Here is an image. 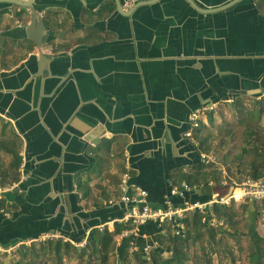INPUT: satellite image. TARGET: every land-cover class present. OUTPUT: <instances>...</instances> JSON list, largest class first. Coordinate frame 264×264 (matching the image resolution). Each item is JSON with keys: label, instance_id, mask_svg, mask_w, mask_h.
I'll list each match as a JSON object with an SVG mask.
<instances>
[{"label": "crops", "instance_id": "1", "mask_svg": "<svg viewBox=\"0 0 264 264\" xmlns=\"http://www.w3.org/2000/svg\"><path fill=\"white\" fill-rule=\"evenodd\" d=\"M118 1L35 0L42 51L31 11L0 3V119L22 145L16 198L1 200L0 250L52 236L81 247L115 223L130 225L120 260L162 250L168 224L127 221L123 173L154 210L205 204L204 186L185 191L179 178L201 162L189 117L264 89V0Z\"/></svg>", "mask_w": 264, "mask_h": 264}, {"label": "trees", "instance_id": "2", "mask_svg": "<svg viewBox=\"0 0 264 264\" xmlns=\"http://www.w3.org/2000/svg\"><path fill=\"white\" fill-rule=\"evenodd\" d=\"M256 97L260 98L262 96ZM214 112L215 111L207 113V118L211 122H213L212 116H214ZM259 114V118L261 119L262 116H264V104L261 106ZM255 116L256 114L254 111L250 112L249 115L241 121V124L248 123V121L251 119L254 120ZM248 128L251 129L250 126ZM199 132L200 129L198 130V134ZM251 139L253 140L248 141L247 145L242 150L243 153L239 154L238 158L241 161H244V159L247 160L248 164L245 165V167L249 171L250 176L257 179L262 177L264 170V137L257 136L256 138L252 137ZM113 144L114 140H103L101 146L108 151L112 148ZM197 144L199 151H202L201 149H203L202 147L205 146L206 140ZM0 149L14 158V162L11 164L12 169L10 170V174L8 175V179L10 180V182L15 180L14 183H18L19 181L17 180V170L21 168L22 164V157L19 147L16 145V143H12L11 145H9L6 142H2L0 144ZM122 152L123 151L121 149H119V151H116V157L118 158L122 156ZM218 172L219 171L212 169L211 166L199 162V164H197L193 168L191 173L181 174L179 178L186 181L188 186L191 188H198L210 183H215L219 187L221 186L219 179V175L221 173ZM240 172L242 171H239V173ZM125 173L126 172H124L123 174ZM84 187L85 185H83L82 188ZM121 193V188L119 186L116 194H119V196H121ZM90 194H92L91 191H88L86 193L87 196ZM205 197L208 199L207 202L212 199V197L207 195ZM259 202L262 203L261 206H264V200ZM3 206L4 203L0 202V209ZM259 214L260 211L258 209H256V211L251 214L252 217H250L251 223L249 225L248 232L243 233L240 230L241 221L240 219H238L239 213L230 205H214L212 209H208L207 213H201L199 211L187 213L185 219L183 220L186 226V232L184 236H175L173 234L165 236L164 234H161L159 237V241L161 242V245L163 243L165 244V246H163L165 248L159 251H153V253L149 255L148 259L145 258L146 255L144 253H136L135 259L138 264H147L149 261L152 264H212L211 257L218 254V251L215 250L214 247L221 245L226 236L232 239H241L246 236L249 239V247L246 250L248 252L246 258L247 263L264 264V237L259 234L257 229ZM213 216H215V219H217V221H222L224 224H227L228 227L223 228L220 226H213L211 223H209L211 217ZM129 230V223H115L113 229L105 227L103 230H94L90 233L87 239L86 246L82 249H80L79 247H75L70 242L64 241V239L49 241L46 243V245H41L39 251H37L36 245H33L30 248L24 247V258L32 254L31 258L26 261L25 264H38L37 261L39 259H48L50 257H54L57 260L58 264H63V261L65 259H68L73 251L79 254L81 258H83L87 254L86 252H88L89 254L87 257H89L90 260L94 257H98L102 260L103 263L106 264V262L108 261V255L115 249L117 240ZM206 236L207 240L212 243L213 246L212 250H210L211 253L205 252L206 249L203 245L204 242L202 240ZM199 242H202V245H200L202 249V255H191L189 252L191 246H194ZM33 244H35V242ZM63 247L65 248L64 253H62ZM121 262L123 264H130L128 253L124 256ZM232 262L233 264H240L239 261L235 260V258H232Z\"/></svg>", "mask_w": 264, "mask_h": 264}, {"label": "rangeland", "instance_id": "3", "mask_svg": "<svg viewBox=\"0 0 264 264\" xmlns=\"http://www.w3.org/2000/svg\"><path fill=\"white\" fill-rule=\"evenodd\" d=\"M263 99V100H262ZM264 104V97H251L243 96L238 97L232 101L223 103L221 105H216L213 122L209 121L208 115L203 117L206 124H202L200 132H195L196 143H201L206 140L205 146L201 149L202 153L207 156H211L215 159L211 166L212 169L219 171L220 185L215 188V192L218 193L220 197L225 198L229 194V188L223 187V182H230L231 180L242 183L245 178L251 177L249 171L245 167L247 165V160L241 161L238 155L243 153V148L247 145L248 141L253 140L252 137H264V116L259 118V110ZM255 112L256 116L254 120H249L248 123L241 124L250 112ZM250 126L251 129L248 127ZM197 134V135H196ZM6 142L9 145L16 143L21 152V141L19 137L15 134L12 127L2 119H0V144ZM14 158L0 149V191L9 190L14 186V181L10 182L8 175L12 169V163ZM239 171H242L239 173ZM18 181L21 179V168L17 170ZM6 183V184H3ZM215 193V194H216ZM6 198L10 201H14L16 195L14 192L4 194ZM261 202H252L249 200L232 203V206L238 213L241 221L240 230L243 233H247L249 225L251 223V214L258 209L260 211L257 229L259 234L264 237V206H261ZM192 213V212H190ZM212 223V221L210 222ZM227 224H224L223 228H227ZM249 239L245 236L241 239H232L226 236L221 245L214 247L218 251L217 255L212 256V264H233L232 258L239 261L240 264L247 263L246 251L249 247ZM49 241H57V239H44L35 242H30L16 246L14 248L1 249L0 250V264H25L32 254L24 258V247L30 248L36 245L37 251L41 248V245H46ZM204 242L205 252H210L213 246L207 240V236L202 240ZM191 246L189 252L191 255H202L201 244ZM86 245L81 246L80 249ZM25 248V249H26ZM244 248V250H243ZM243 250V251H242ZM65 248H62V253H64ZM81 258L79 254L73 251L68 259L63 261V264H105L98 257L89 259L88 252ZM211 253V252H210ZM130 264H138L135 259V254L129 253ZM148 259V258H147ZM38 264H58L54 257L48 259H42L37 261ZM106 264H123L117 254L115 249L108 255V261ZM147 264H152L150 261ZM193 264V263H188Z\"/></svg>", "mask_w": 264, "mask_h": 264}, {"label": "built area", "instance_id": "4", "mask_svg": "<svg viewBox=\"0 0 264 264\" xmlns=\"http://www.w3.org/2000/svg\"><path fill=\"white\" fill-rule=\"evenodd\" d=\"M216 108V105H211L210 107H205L202 110L196 111L192 113L190 118V129L185 134L186 138L191 139L194 142V145L198 148V144L195 141V132H197L202 124L205 123V117L208 112L214 111ZM206 124V123H205ZM200 163H203L205 165L213 164L215 159L211 156H207L204 153H200ZM131 175L129 172H126L122 176L120 188L122 192V202L129 206L128 211V222H132L135 229L141 225H144L148 222H157L159 224H168L169 227L172 230V234L175 236H184L186 232V226L183 222L185 219V216L187 213L199 211L201 213H207L208 209H212L214 205H224L229 206L232 205V203H238L243 202L246 200L252 201V202H259L264 200V170L263 175L261 178H252L247 177L242 181V183H237L233 180L228 182H223L222 186L229 188L233 187V192L230 195V197H220L217 194H214L212 196V199L205 204L203 203H195L192 205L185 206L186 208L183 210H175L171 207V205L168 206L169 210L167 212H163L161 210H154L152 209L148 202V193L145 190H142L139 187L131 186L130 185ZM16 186V183L14 186L9 190L0 191V202L3 200L4 194L10 193L14 191ZM185 191L189 190L190 187L184 186L183 188ZM172 194H177V190L173 191ZM3 213L7 216L8 214L5 212V210H2ZM213 226H220L223 227L224 223L221 221H217L215 219V216L211 217ZM129 234V232L126 233V235ZM46 239H60L56 236L48 237ZM149 249H146V256L149 257V252H147Z\"/></svg>", "mask_w": 264, "mask_h": 264}, {"label": "water", "instance_id": "5", "mask_svg": "<svg viewBox=\"0 0 264 264\" xmlns=\"http://www.w3.org/2000/svg\"><path fill=\"white\" fill-rule=\"evenodd\" d=\"M186 1H188L189 3L194 4L193 0H186ZM34 2H35V0H28V1H22V0H0V3L12 4V5H15V6H18V7H23V8L29 9L31 11V13H32V22H31V24H30V26L28 28L29 37L36 44L38 49L42 51L43 44H44V39H45L48 31H46L47 28H46V26H45V24L43 22V19H42L40 13L35 8ZM118 5L120 6L119 3H118ZM196 8L198 9L197 6H196ZM206 12H209V11H205V13ZM45 60H48V59L45 57ZM243 96H251V97L264 96V89H262L261 91L243 93ZM211 105H213V104H210L207 107H210ZM89 139L90 140H88V141H91V140L93 141V138L91 139V137H90ZM96 143H99V141H97ZM215 187H217V185L215 183H213L212 185L206 184V185H204V187H202L200 190H198L196 192H197L198 195H207V196L212 197L214 195V188ZM232 192H233V187H230L229 194L226 197L227 198L230 197ZM68 204H69V201H68ZM79 248H81V247H79Z\"/></svg>", "mask_w": 264, "mask_h": 264}]
</instances>
